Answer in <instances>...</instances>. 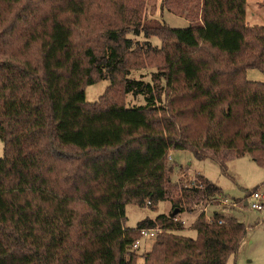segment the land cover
I'll return each instance as SVG.
<instances>
[{
	"label": "trees",
	"instance_id": "1",
	"mask_svg": "<svg viewBox=\"0 0 264 264\" xmlns=\"http://www.w3.org/2000/svg\"><path fill=\"white\" fill-rule=\"evenodd\" d=\"M106 1L102 24L86 28L101 42L80 44L76 32L96 17L91 0H0V264H137L129 248L152 228L161 233L140 264H226L245 227L199 214L195 238L178 233L172 213L183 212L185 194L216 199L220 191L201 176L193 188L171 186L167 157L183 150L219 160L226 151L264 168V84L245 76L264 75V26L246 24L245 0H200L199 21L185 29L140 25L124 0ZM166 1L180 17L170 8L176 0ZM128 34L156 37L161 48L147 43L143 52ZM202 48L216 55L198 56ZM146 51L162 55V70L150 83L129 79L130 61ZM101 80L109 81L104 95L144 104L86 103L85 87ZM180 86L201 100L192 106L209 125L203 138L180 122L175 98L166 100ZM167 200L169 215L125 227L127 204Z\"/></svg>",
	"mask_w": 264,
	"mask_h": 264
},
{
	"label": "rangeland",
	"instance_id": "2",
	"mask_svg": "<svg viewBox=\"0 0 264 264\" xmlns=\"http://www.w3.org/2000/svg\"><path fill=\"white\" fill-rule=\"evenodd\" d=\"M118 1V0H117ZM264 0H245V20L249 27L264 26ZM92 7L96 13L95 16H88L82 24L85 31L82 34L76 32L78 43L87 41L101 42L100 31L94 35H86V28L89 25L102 24V18L106 16L110 8L106 0H91ZM176 5L172 3L170 8H179L175 16L166 9L168 3L166 0H124V8L130 11L136 22L140 25L143 22L157 21L171 29H185L192 21H199L201 4L200 0H176ZM166 6V7H165ZM127 38L132 39L133 45L138 46L144 52L147 43L154 49L161 48V42L156 37L144 38L143 36H134L128 34ZM210 52L202 48L196 52L198 56H205ZM216 55L214 52H210ZM210 54V55H211ZM208 57L207 61H210ZM218 61L224 64L227 57L217 56ZM137 64L136 66H134ZM131 70L127 76L129 79L142 80L150 83L163 68V57L161 54L142 53V56L135 57L130 61ZM154 74V75H153ZM247 81L264 84V75L258 69H248L245 73ZM109 81L101 80L84 89V99L86 103L92 104L97 101L106 104L107 99L111 96L112 101H118L125 104L127 108L140 106L144 104L142 97L124 96L121 92L116 94H106L104 91L108 88ZM104 95V96H103ZM175 98V110L177 115H183L179 118L182 124L191 128L193 137L203 138L209 125L203 117L196 114L193 103L196 100L184 88L180 86L176 92H168L166 100ZM166 101L164 106L166 107ZM3 156V145L0 141V158ZM217 156V155H216ZM220 159L213 156H207L202 159H195L188 151L175 150L170 151L167 157V166L172 168L170 174V185L178 189H190L197 184V176H201L209 184L214 185L220 195L216 199L207 197H192V194H183L182 198L183 212L177 214L178 218H188L190 215L197 217L199 212L205 210V218L212 217L217 213L226 222L230 218H235L245 227V234L242 237L235 254L231 255L226 264H264V207L261 211L251 210L244 202H248L249 195L258 191L264 197V168L255 164L249 156L233 158L230 152L222 151L218 154ZM228 158H224V157ZM224 158V159H223ZM223 159V160H221ZM221 160V161H220ZM172 195V192H171ZM173 196V195H172ZM176 197H174L175 199ZM187 199V203L183 202ZM226 200V202H223ZM264 204V201H263ZM172 208L170 201L159 202L153 209L144 207L140 208L132 204L125 206V227L135 228L137 223L143 219H154L158 215H169ZM192 213V214H189ZM180 234L195 238V231L191 227L185 226L180 229ZM156 239L142 240L140 248L135 251L137 264L142 263L143 257L150 252ZM129 251H133L129 248Z\"/></svg>",
	"mask_w": 264,
	"mask_h": 264
},
{
	"label": "built area",
	"instance_id": "3",
	"mask_svg": "<svg viewBox=\"0 0 264 264\" xmlns=\"http://www.w3.org/2000/svg\"><path fill=\"white\" fill-rule=\"evenodd\" d=\"M194 187H195V185H194ZM247 199H248V202L247 201L244 202L245 206H248L251 210H254V211L263 210L264 197H263V195L258 193V191L252 192ZM223 202H226V200H224ZM189 214H192V213H189ZM199 214H203L205 216V210L202 209L199 212ZM198 215H197V217H198ZM196 218H195V216H192V215H190L188 218H185V217L178 218V216H176V215L173 216L174 222L180 224L181 227H183V228L185 226L192 228ZM207 219L209 220V218H207ZM219 223H221V221H219ZM160 233H161V229L160 228L142 229L140 231V239L136 240L131 245L130 249L133 250V251L138 250L140 248L142 240H152Z\"/></svg>",
	"mask_w": 264,
	"mask_h": 264
},
{
	"label": "water",
	"instance_id": "4",
	"mask_svg": "<svg viewBox=\"0 0 264 264\" xmlns=\"http://www.w3.org/2000/svg\"><path fill=\"white\" fill-rule=\"evenodd\" d=\"M176 214H177V212L175 211V212L172 213V216H175Z\"/></svg>",
	"mask_w": 264,
	"mask_h": 264
}]
</instances>
